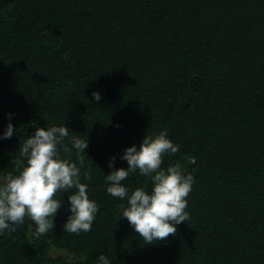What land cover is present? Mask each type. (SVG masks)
<instances>
[{
  "label": "trees",
  "instance_id": "16d2710c",
  "mask_svg": "<svg viewBox=\"0 0 264 264\" xmlns=\"http://www.w3.org/2000/svg\"><path fill=\"white\" fill-rule=\"evenodd\" d=\"M65 125L88 142L92 229L64 231L57 193L54 229L36 237L26 217L0 235V264H264V0H0V182L36 128ZM165 129L179 151L162 167L194 177L189 219L146 245L105 176ZM122 183L152 187L138 171Z\"/></svg>",
  "mask_w": 264,
  "mask_h": 264
},
{
  "label": "clouds",
  "instance_id": "9594fccd",
  "mask_svg": "<svg viewBox=\"0 0 264 264\" xmlns=\"http://www.w3.org/2000/svg\"><path fill=\"white\" fill-rule=\"evenodd\" d=\"M92 96L96 102L101 99L98 92L94 91ZM16 131L10 122L2 138L11 139ZM66 138H69L66 125L52 126L36 128L33 135L21 142L19 157L12 161L13 170L0 182V235L5 231L15 232L26 217L33 224L34 236L52 231L54 217L63 203L56 199L57 193H68L70 202L71 215L63 226L64 231L75 234L91 231L99 208L89 198L87 184L81 182L83 154L88 142L77 135L67 142ZM73 149L76 161L71 159ZM178 151L179 145L168 138L165 129L158 134L145 135L139 148L133 145L124 150L120 159L127 161L126 169L114 167L115 157L109 162L113 170L105 176L106 191L113 198L126 201L117 208L146 245L175 236L176 225L189 219L185 209L194 177L185 175L179 162L162 167L164 156H174ZM137 171L150 179L151 191L143 186L130 191L122 183ZM83 178L91 180L90 169L84 172ZM99 262L110 264L105 255L99 256Z\"/></svg>",
  "mask_w": 264,
  "mask_h": 264
},
{
  "label": "rangeland",
  "instance_id": "374dc122",
  "mask_svg": "<svg viewBox=\"0 0 264 264\" xmlns=\"http://www.w3.org/2000/svg\"><path fill=\"white\" fill-rule=\"evenodd\" d=\"M62 252H64V250H62V249H55L54 251H53V253H62Z\"/></svg>",
  "mask_w": 264,
  "mask_h": 264
}]
</instances>
